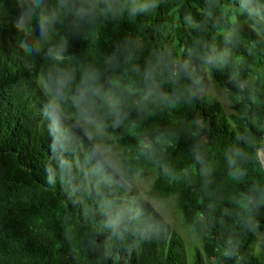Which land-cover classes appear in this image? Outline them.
Masks as SVG:
<instances>
[{
	"label": "trees",
	"instance_id": "1",
	"mask_svg": "<svg viewBox=\"0 0 264 264\" xmlns=\"http://www.w3.org/2000/svg\"><path fill=\"white\" fill-rule=\"evenodd\" d=\"M263 149L264 0H0V264H264Z\"/></svg>",
	"mask_w": 264,
	"mask_h": 264
},
{
	"label": "rangeland",
	"instance_id": "2",
	"mask_svg": "<svg viewBox=\"0 0 264 264\" xmlns=\"http://www.w3.org/2000/svg\"><path fill=\"white\" fill-rule=\"evenodd\" d=\"M207 91L211 94H216L215 90H213V88L211 86L207 87ZM220 100H222V103L225 107V109L229 110V107L231 106V103L228 99V97L226 96H217ZM83 124L85 126V128L87 129V134L88 136L93 140L97 141V145L98 147L105 151V145L103 144V138L99 137V133L100 131L97 129V127H95L93 124H89L88 122L83 121ZM106 157H110L112 159L113 162L117 161V155L113 152H108V153H104ZM261 157H264V151H261ZM116 168V167H115ZM153 183V178L152 177H147L144 179H138L135 178L133 180V186L138 189L139 191V195L146 201L151 202L153 205L156 206L157 210H159L162 215L168 219L172 224L173 227L179 231V233L183 236V239L188 247V254H189V258H192L193 255V245L199 244V242H197L195 239H193L190 235V231L185 228L184 226H182L180 218L173 212V210L169 209V207L167 206V203L165 202H161V201H157L155 200L152 196H150L149 191L151 189V185Z\"/></svg>",
	"mask_w": 264,
	"mask_h": 264
},
{
	"label": "water",
	"instance_id": "3",
	"mask_svg": "<svg viewBox=\"0 0 264 264\" xmlns=\"http://www.w3.org/2000/svg\"><path fill=\"white\" fill-rule=\"evenodd\" d=\"M262 151H264V149ZM260 159H261L262 163L264 164V157H261V152H260Z\"/></svg>",
	"mask_w": 264,
	"mask_h": 264
}]
</instances>
